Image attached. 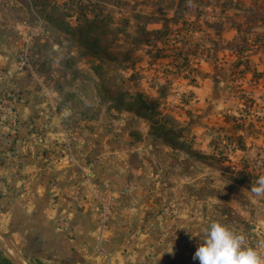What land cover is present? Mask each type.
Masks as SVG:
<instances>
[{
	"label": "rangeland",
	"instance_id": "obj_1",
	"mask_svg": "<svg viewBox=\"0 0 264 264\" xmlns=\"http://www.w3.org/2000/svg\"><path fill=\"white\" fill-rule=\"evenodd\" d=\"M10 1L26 22L44 30L46 41L34 42L37 53L53 57L54 45L65 49L58 68L62 77L51 82L59 105L70 108L62 117L112 134H121V120L138 121L133 126L139 127L145 123L149 135L174 150L178 178L186 175L193 186L173 191L174 206H154L166 194L154 197L151 190L144 195L148 220L167 216L171 221L162 245L182 256L185 247L200 245L207 228L201 217L209 226L219 222L243 234L246 246L256 244L249 215L263 209L264 196L251 188L264 176V140L250 134L264 130V65L254 60H264V0ZM44 72L54 68L44 67ZM132 138L141 140L138 132ZM33 145H41L37 155L49 166L62 160L66 148L59 142ZM11 148L0 151V165L8 162ZM90 187L98 231H108L123 204L107 186L93 182ZM188 199H193V213ZM9 248L0 238L7 263L14 264L12 257L39 264Z\"/></svg>",
	"mask_w": 264,
	"mask_h": 264
},
{
	"label": "crops",
	"instance_id": "obj_2",
	"mask_svg": "<svg viewBox=\"0 0 264 264\" xmlns=\"http://www.w3.org/2000/svg\"><path fill=\"white\" fill-rule=\"evenodd\" d=\"M12 6L10 0H0V151L13 150L8 162L0 165V238L7 241L9 252L39 264H199L192 259L199 245L185 247L183 256L174 247L162 245L164 230L171 224L167 216L146 218V191H154V197L167 195L156 198L159 203L154 206H174L173 191L193 186L186 175L183 181L178 178L181 172L171 160L174 150L164 139L149 135L145 123L139 127L133 126L138 121L121 120V134H112L103 133L104 129L92 132L62 117L70 108L59 105V91L51 82L62 77L58 68L65 49L56 44L53 57L37 53L34 42L46 41L44 30L26 22ZM24 46L31 53V67L19 71L17 55ZM254 60L264 65V60ZM44 67L54 72L45 74ZM45 97L49 101L43 102ZM133 132L141 140L134 141ZM250 137L264 140V130H255ZM34 141L63 143L62 160L46 164L37 155L41 145H33ZM93 182L107 186L123 204L105 232L98 231L96 224ZM183 198L187 206V197ZM188 202L193 213V199ZM255 202L247 204L255 206ZM259 206L263 209L249 215L257 237L251 247L264 257L262 200ZM199 222L210 227L202 217ZM7 262L0 249V264Z\"/></svg>",
	"mask_w": 264,
	"mask_h": 264
},
{
	"label": "clouds",
	"instance_id": "obj_3",
	"mask_svg": "<svg viewBox=\"0 0 264 264\" xmlns=\"http://www.w3.org/2000/svg\"><path fill=\"white\" fill-rule=\"evenodd\" d=\"M256 183L258 186L251 191L264 196V176ZM245 240L243 234L213 222L204 229L203 243L196 248L192 259L199 260V264H264V257L255 248L246 246Z\"/></svg>",
	"mask_w": 264,
	"mask_h": 264
},
{
	"label": "built area",
	"instance_id": "obj_4",
	"mask_svg": "<svg viewBox=\"0 0 264 264\" xmlns=\"http://www.w3.org/2000/svg\"><path fill=\"white\" fill-rule=\"evenodd\" d=\"M31 53L29 51V49L24 46L20 52L17 55V69L19 71H25L28 70L31 67ZM108 211L107 209H105V212L103 214H101V224L103 225L106 221V215H107ZM104 232V231H102Z\"/></svg>",
	"mask_w": 264,
	"mask_h": 264
},
{
	"label": "water",
	"instance_id": "obj_5",
	"mask_svg": "<svg viewBox=\"0 0 264 264\" xmlns=\"http://www.w3.org/2000/svg\"><path fill=\"white\" fill-rule=\"evenodd\" d=\"M6 251V250H5ZM6 253L9 255V257H10V253H8V251H6ZM11 259H12V261L15 263V264H22V262H19V261H16L14 258H12L11 257Z\"/></svg>",
	"mask_w": 264,
	"mask_h": 264
}]
</instances>
